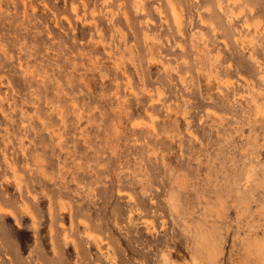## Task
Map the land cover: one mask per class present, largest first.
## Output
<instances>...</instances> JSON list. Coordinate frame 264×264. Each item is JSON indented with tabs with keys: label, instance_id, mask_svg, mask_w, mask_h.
I'll return each mask as SVG.
<instances>
[{
	"label": "rangeland",
	"instance_id": "obj_1",
	"mask_svg": "<svg viewBox=\"0 0 264 264\" xmlns=\"http://www.w3.org/2000/svg\"><path fill=\"white\" fill-rule=\"evenodd\" d=\"M262 260L264 0H0V264Z\"/></svg>",
	"mask_w": 264,
	"mask_h": 264
},
{
	"label": "bare ground",
	"instance_id": "obj_2",
	"mask_svg": "<svg viewBox=\"0 0 264 264\" xmlns=\"http://www.w3.org/2000/svg\"><path fill=\"white\" fill-rule=\"evenodd\" d=\"M182 24L180 23V20H179V23H177V27H178V31L179 32H182ZM199 39H195L193 41V44H192V52H193V55H194V60L193 62L196 63V65L199 66V69L201 70L199 72V77L202 79L204 77V73L202 71H206L209 73V75H212L213 74V70H214V58L211 56V51L209 49H207L206 47H201L200 44H199ZM154 43H152L148 49H149V52H153L154 50ZM180 49H182V54H181V58L182 60L184 59V62L188 65L190 64V61L187 60V57H188V53L186 51V49L184 48L183 45L180 44ZM152 55V54H151ZM219 59L216 58V60ZM188 67V66H187ZM189 70V67L188 69ZM263 259V258H262ZM197 260V259H196ZM260 261V260H259ZM258 261V262H259ZM263 264H264V260H262ZM198 263V262H197ZM261 262H259L260 264Z\"/></svg>",
	"mask_w": 264,
	"mask_h": 264
}]
</instances>
